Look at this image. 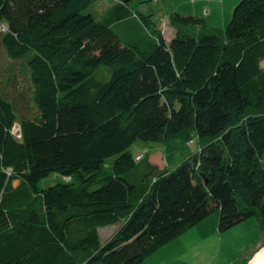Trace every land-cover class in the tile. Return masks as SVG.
I'll return each instance as SVG.
<instances>
[{"label":"trees","instance_id":"1","mask_svg":"<svg viewBox=\"0 0 264 264\" xmlns=\"http://www.w3.org/2000/svg\"><path fill=\"white\" fill-rule=\"evenodd\" d=\"M129 1L0 0L34 108L0 94V264H140L212 212L264 233V0L222 28L171 12L168 41ZM137 140L196 149L168 171Z\"/></svg>","mask_w":264,"mask_h":264},{"label":"rangeland","instance_id":"2","mask_svg":"<svg viewBox=\"0 0 264 264\" xmlns=\"http://www.w3.org/2000/svg\"><path fill=\"white\" fill-rule=\"evenodd\" d=\"M101 5L104 3L102 2ZM128 5L142 14L154 11L153 20L161 29L166 41L171 38L173 32L167 22L168 14L171 12L183 16L202 17L201 15L207 10L204 20L209 27L214 28H222L230 19L229 14L225 18L224 24H221V20L217 16V0H130ZM98 6H100V2ZM259 66L264 68V61H261ZM0 94L12 102L18 118H26L34 113L30 87L22 63L7 59L1 46ZM12 131L14 134L17 133L18 127L15 125ZM195 149V144L186 145L179 140L165 143L137 140L133 142L128 151L134 158L140 153H146L150 162L170 171L192 154ZM58 181H61L60 176L49 174L38 182L37 187L45 189ZM217 216V212H212L205 219L147 257L144 264H250V262L257 264L260 257L264 255V233L257 230L255 219L245 220L224 232H218L216 228ZM117 228L118 224H114L98 229L99 244L104 243ZM253 247L256 251L252 261L249 259L243 262L242 255H249L250 249Z\"/></svg>","mask_w":264,"mask_h":264},{"label":"crops","instance_id":"3","mask_svg":"<svg viewBox=\"0 0 264 264\" xmlns=\"http://www.w3.org/2000/svg\"><path fill=\"white\" fill-rule=\"evenodd\" d=\"M236 1L237 0H217V2H218V14H217V16L221 20L220 21L221 24H224L225 18H227V16H229V14L231 12V9L234 6V4L236 3ZM224 12H225V14H224ZM206 13H207V10L204 11L203 15H201L204 19H206ZM197 17H200V16H197ZM255 251L256 250H254V247H253V249H250V254L249 255H247V254L246 255L245 254L242 255L243 262L246 261V260H249V259H251V261H252V257L254 255ZM144 261L145 260H143L140 264H144ZM250 264H251V262H250ZM257 264H264V255L260 257V259H259Z\"/></svg>","mask_w":264,"mask_h":264}]
</instances>
